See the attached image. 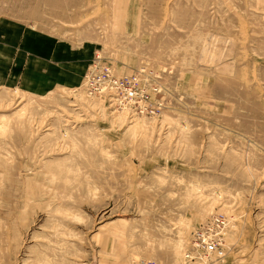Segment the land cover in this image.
<instances>
[{
    "label": "rangeland",
    "instance_id": "374dc122",
    "mask_svg": "<svg viewBox=\"0 0 264 264\" xmlns=\"http://www.w3.org/2000/svg\"><path fill=\"white\" fill-rule=\"evenodd\" d=\"M0 264H264V0H0Z\"/></svg>",
    "mask_w": 264,
    "mask_h": 264
},
{
    "label": "built area",
    "instance_id": "2783aa9c",
    "mask_svg": "<svg viewBox=\"0 0 264 264\" xmlns=\"http://www.w3.org/2000/svg\"><path fill=\"white\" fill-rule=\"evenodd\" d=\"M131 83L132 80H120V78H115L108 70L107 73H105L95 69V71L87 77V85L89 87L97 88L98 90L99 86L103 92L111 91V93L115 95H120L118 98L129 103L136 102L138 97L137 90L130 87ZM220 225H225L224 218H215L212 224L206 227L204 226L196 231L194 248L204 252L206 255L215 253L218 249V243L213 232L215 227H219Z\"/></svg>",
    "mask_w": 264,
    "mask_h": 264
}]
</instances>
